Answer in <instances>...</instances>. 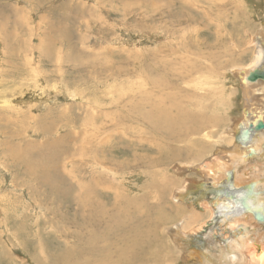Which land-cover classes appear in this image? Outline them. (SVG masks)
<instances>
[{"label":"rangeland","instance_id":"1","mask_svg":"<svg viewBox=\"0 0 264 264\" xmlns=\"http://www.w3.org/2000/svg\"><path fill=\"white\" fill-rule=\"evenodd\" d=\"M0 32V264H194L176 225L227 239L199 170L264 113L234 74L264 0H0Z\"/></svg>","mask_w":264,"mask_h":264},{"label":"bare ground","instance_id":"2","mask_svg":"<svg viewBox=\"0 0 264 264\" xmlns=\"http://www.w3.org/2000/svg\"><path fill=\"white\" fill-rule=\"evenodd\" d=\"M22 27H24V26H22ZM3 31L4 30H2V32ZM2 32H0L1 35H2ZM257 35H258V40H257L258 45L256 46V52L254 53V55L252 57V60H253L252 64L247 66V67L239 68V69L235 70L234 74L239 79V82L241 84V88L246 89V91L249 93H252L253 91H259V92H261L262 95H264V88H262V86H260L259 89H255L252 92H250L249 91L250 87L248 88V85L249 84L254 85L256 83H251V82L247 83L246 82L247 77H248V73L250 71H252L253 69H256V68L264 69V59H263V56H264V53H263L264 34L259 33ZM27 40H31V34L28 35ZM24 41H26V39H24ZM29 44H31V43L29 41H26L25 47L27 48ZM6 45H9V44H6ZM11 54H12V52H11ZM27 56L29 57V55H27ZM195 57H196V55H195ZM204 57H205V55H204ZM188 59L189 60L187 62L188 63L187 66L184 65L182 67L183 73L188 72L189 67L192 69V64L195 66H198V64H196V63L189 64L191 62V60H190V58H188ZM179 63H181V62L179 61ZM182 63H184V62L182 61ZM185 66H186V69H184ZM195 72L199 73L200 69L196 68ZM5 104H7V103H5ZM29 107H30V105L28 106V108ZM168 111H170V110H168ZM168 111H165V113H167ZM17 114H19V113H17ZM247 114L248 115L244 119V122H240V123L237 122V123H235L234 128H232L233 135H235V133L238 132L235 135L236 141L226 143V140H224V139L222 140V143H224L226 145L225 149H229L230 152L224 154L223 156H220L218 158V160L214 159L209 163L203 164L202 168L199 170V174L201 175L202 178H204L205 182H208V184H210L211 186H214L215 188L218 187L219 185H221L220 190H217L213 187V189H215L214 190L215 195L213 197L212 202L207 203V204H203V205H205L207 208H209V209H211V211H213V212H211V214L214 217H218L219 226H224V228L218 227V232L220 234H223V233L225 234V233L230 231L229 236L227 237V239L219 240L220 241L219 244L216 243L215 239L214 240L211 239L210 242L207 241L205 243L203 240H200L198 238L196 240L195 237L184 233L186 228L183 229L182 224H178L174 227V229H175L174 240L180 239V242H176V247L178 249H181L183 247V245H184V247L186 246V248L188 250H186L187 252H186V255L184 254V258L185 259L188 258L189 260H192V261L195 260L196 262L194 264H264V128L262 130L256 129V126L259 123H263V125H264V113L262 111H259V112H250L249 111V112H247ZM158 115H159V113H158ZM21 116H22L21 118H25V114H23ZM25 119L32 121V118H29V117L25 118ZM162 122H164V121H162ZM178 122L179 121L177 120V123ZM168 123H171V122H168ZM177 123H175V127L179 126V124H177ZM200 123H202V122H200ZM206 123H208V122H206ZM176 124H177V126H176ZM195 125H197V124H195L194 120L191 117H189V120L182 118L180 126H181V128H184V129H182L184 132L186 131V129L193 132ZM202 125H204V127H207V126H205V123H203ZM212 126L213 125H211V127ZM166 133L170 134L172 136H175L177 134V132L176 131L174 132V130L172 128H170V130H167ZM192 134L196 135V133L195 134L192 133ZM184 140H185V138L182 139V141H184ZM42 143H44V142H42ZM39 145H40V143H39ZM45 145H46V143H45ZM39 147H38V150H39ZM42 147H40V149ZM7 150H9V148ZM41 151H42V149H41ZM17 153H16V155L20 154V153H18V154ZM32 153L33 152H31V154ZM219 155H221V152L217 151V156H219ZM14 161H16V160H14ZM24 163H26V162H24ZM41 164H43V163H41ZM40 166L42 167V165H40ZM42 168L44 169V166ZM33 171H31V173ZM225 186H227V187H225ZM183 189H181V190H183ZM178 193L179 192H176L174 194L175 199L179 196ZM160 200L162 203H164V200L161 197H160ZM256 214H257V217L255 218L254 215H256ZM187 229H189V227H187ZM194 232H197V231L195 230ZM209 233L211 234L212 231ZM182 239H184L185 241H182ZM206 239L208 240V238H206ZM188 240H190V241H188ZM77 241H78V239H77ZM141 241H143V240H141ZM206 244H208V249H205ZM76 245H77V243H76ZM82 246H83V244L81 245V247H79V250L77 251V253L80 252V250H81V252L84 256V250H83ZM138 249H139V247H138ZM258 250L262 251V253H259ZM93 255H95V253H93ZM96 255L98 256V252L96 253ZM83 256L81 258L82 260L78 264H88L87 262H90V260H88L87 258H84ZM120 256H122V255L118 254V257H120ZM70 257H72V255H70ZM64 258H65V256H64ZM118 261H120V260L118 259ZM130 262H132V261H130ZM130 262H126V263L128 264ZM94 263H96V262L94 261ZM69 264H71V263H69ZM74 264H77V263H74ZM108 264H110V263H108ZM111 264H116V254H115ZM145 264H147V263H145Z\"/></svg>","mask_w":264,"mask_h":264},{"label":"water","instance_id":"3","mask_svg":"<svg viewBox=\"0 0 264 264\" xmlns=\"http://www.w3.org/2000/svg\"><path fill=\"white\" fill-rule=\"evenodd\" d=\"M247 83L251 82V83H257V82H263L264 83V69H260V68H256L253 69L252 71H250L248 73V77L246 80ZM263 123H259L256 126L257 130H262L263 127Z\"/></svg>","mask_w":264,"mask_h":264}]
</instances>
